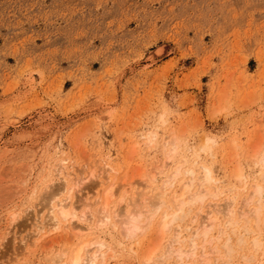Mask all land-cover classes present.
I'll list each match as a JSON object with an SVG mask.
<instances>
[{"label":"rangeland","instance_id":"374dc122","mask_svg":"<svg viewBox=\"0 0 264 264\" xmlns=\"http://www.w3.org/2000/svg\"><path fill=\"white\" fill-rule=\"evenodd\" d=\"M174 138L179 149L169 162L166 151ZM255 149L259 150L256 157L252 156ZM261 152L264 0H0V264H59L62 253L69 254L78 240L87 238L89 249L95 241L106 243L104 264H144L148 249L158 242L155 228H159L162 208L150 225L145 227L144 221L141 235L123 238L117 219L132 210L134 196L131 192L120 204L123 188L117 186L130 178L135 186L145 180L140 188L152 181L138 200L141 208L147 207L156 200V190L168 173L179 166L183 173L194 170L196 176L202 167L210 170L213 181L207 189L212 197L218 196L212 199L208 194L206 205L223 206L226 198H233V209H238L253 187L261 186L260 196H254L250 206L256 207L259 200V225H263L264 164L263 169L257 164ZM236 172L243 174L241 181L233 180ZM112 178L117 179L115 190H119L110 205L113 220L106 227H96L98 199L104 183ZM187 179L181 174L178 185L168 190L164 197L168 206H172L170 195ZM61 181L74 189L68 203L78 207L76 215L87 212L83 232L46 233L52 222H47L51 219L45 195ZM65 196L63 192L59 199ZM222 201L226 202L222 205ZM204 203L203 210L214 209L212 204L203 207ZM186 206L189 212L176 224L184 238L181 244L188 248L190 235L205 212L197 214L198 203ZM111 209L118 210V217ZM213 212L219 224L215 222L209 234L212 242L204 245L205 253L214 246L222 251L225 237L234 233L230 243H235L232 249L237 251L232 264H238L240 255H254L250 249L254 236L264 245V228L255 231L263 235L256 237L253 216L243 219L238 210L233 218L236 224L217 241V226L223 227L226 219L224 212ZM74 220L73 225L78 224ZM242 224L253 234L245 233ZM171 234L167 233V240ZM240 235L247 239L246 246L234 241ZM165 238L161 246L166 245ZM164 245L152 264L159 262ZM200 250L201 246L198 255ZM174 258L166 263L182 264ZM215 258L209 257L211 264H221ZM200 261L197 258L195 264H203Z\"/></svg>","mask_w":264,"mask_h":264},{"label":"bare ground","instance_id":"6f19581e","mask_svg":"<svg viewBox=\"0 0 264 264\" xmlns=\"http://www.w3.org/2000/svg\"><path fill=\"white\" fill-rule=\"evenodd\" d=\"M149 134V133H148ZM155 134V133H154ZM151 135V134H150ZM153 135V134H152ZM148 136V135H147ZM155 137V135H153V136H151L150 138H154ZM146 138V137H145ZM149 138V137H148ZM205 138H207V137H205ZM263 139V138H262ZM261 139V140H262ZM203 140V139H202ZM207 140H208V138H207ZM260 140V141H261ZM149 141H150V139H149ZM151 141H153L152 139H151ZM169 141H170V138H169ZM177 141V140H176ZM175 141V138L171 141L172 142V144H170V149H168L169 151H166V152H168V157H166V159H168V161L169 162H171L170 160H172L173 158H174V156H175V154H176V151L179 149V147L178 148H176V145H175V143L174 142H176ZM170 142V143H171ZM204 142V141H203ZM206 143V142H205ZM210 143V142H209ZM168 144V143H167ZM154 145V144H153ZM257 145V144H256ZM258 145H260V144H258ZM257 145V146H258ZM185 146V145H184ZM198 147V146H197ZM259 148L258 149H260V147H262V146H258ZM184 148V147H183ZM208 148V147H207ZM186 149V148H185ZM188 149V148H187ZM186 149V150H187ZM192 149V148H191ZM198 150H201V149H199V148H197ZM202 149H206V147H205V144H203V146H202ZM258 149H255V153H254V155H252V156H254V157H256L257 155V153L259 152V150ZM210 150V149H209ZM187 151H189V150H187ZM190 152V151H189ZM192 152V151H191ZM263 152V151H262ZM261 152V153H262ZM183 153V152H182ZM193 153V152H192ZM166 154V153H165ZM194 154V153H193ZM209 154V153H208ZM164 155V154H163ZM166 156V155H165ZM179 157H181V156H179ZM178 157V158H179ZM207 157H209V155L207 156ZM212 157V156H211ZM210 157V158H211ZM214 157V156H213ZM253 157V158H254ZM195 158V157H194ZM252 157H250V159H251ZM186 159V158H185ZM197 159V158H196ZM249 159V160H250ZM255 160H256V158H255ZM254 160V162L256 163V161ZM259 160V161H258ZM257 161V164H260V166L258 167V168H262V165L264 164V153H262V156H261V159L259 158ZM252 161V160H251ZM163 162H165V166H163L164 168H166L168 165V162H166V160H164ZM183 162H185L186 163V161H183ZM167 163V164H166ZM184 163V164H185ZM194 163V162H193ZM192 163V164H193ZM251 163H253V162H251ZM171 164V163H170ZM183 163H180L179 165H182ZM183 164V165H184ZM195 164V163H194ZM158 165H160V164H158ZM163 165H164V163H163ZM183 165H182V167H183ZM186 165V164H185ZM157 166V165H156ZM161 167V166H160ZM180 167L181 166H179V167H177L176 168V165H175V167L174 168H176V169H172L171 171V173L169 172L167 175V178L165 179V181H163V183H162V185L160 186V188L158 189V190H156L157 191V193H155V194H153V195H155L156 196V200L155 201H151L150 202V204L149 205H147V207L145 208L144 206L141 208L140 207V205L141 204H139L138 203V200L139 199H142L145 195H146V189L144 188V187H147V188H149L150 187V185H151V182L152 181H150L149 183L147 182V184L145 185V186H143V187H141L140 188V185L143 183V184H145V180L144 181H142V182H138V185H136L135 186V183H133V180H134V178H133V180H132V178H130L129 176V178L131 179H129L128 181L126 180V182H127V184L125 183V182H123L121 179H119V181L121 180L122 182H123V184H121L120 186L118 185L117 187L120 189V188H123L122 189V191H121V193H120V196H119V198H120V200L118 201V202H120V204H123V202L125 201V198L128 196V194H130L131 192L133 193V200L132 201H134V203L132 202H130L132 205H133V208H132V210L130 209L129 210V213L128 214H125V216H124V214L123 213H119V214H123V215H121L120 216V218H118L117 220H119L120 222H121V225H122V227H123V233H121V235H123L124 234V237L123 238H133V236L135 237V235L138 233V234H140V231H142L143 230V228H144V225H142L143 223H144V221L146 222L145 223V227L147 226V225H150V222H151V220H152V218H154V215L156 214V212L160 209V208H162V215H161V218L159 219L160 220V223L158 224L159 225V228H155V229H159L158 230V239L156 238V236H155V234H154V237L157 239H155L156 241H158L157 242V244H155V245H151V247L149 248V247H147V249H148V251H147V254L144 256V258H143V261L145 262V263H147V264H152L153 262V257L156 255V253H157V251L159 250V248L161 247L162 248V246L164 245H162L161 246V241L162 240H164V238L166 237V235H167V233H169V232H171L172 234H171V236L169 237V239L167 240V237L165 238L166 240H167V243H165L166 245H164V246H166V247H164V248H166L165 249V252H164V249H163V251L162 252H164L163 253V255L160 257V258H158V257H155L154 259L156 260V258H158L157 260H159V262L157 263V264H165L166 263V261L169 259V258H171V257H175V258H177L179 261H180V263H182V264H187V260L190 262V263H188V264H195V260H197V258H200L201 259V263H203V264H211V262H210V259H209V257L211 256V255H214L215 257L217 256V258H215L216 259V261L219 259V260H221V262L219 261V263H221V264H232V258H233V256H232V254H233V252L234 251H237V250H233L232 249V246L235 244L234 242V244L231 246V236H234V232H237V231H233L232 232V230L230 231V232H232V234L233 235H229L228 234V237L226 236L225 238H226V241L224 242V243H222L221 245V247H222V251L217 247V246H214L213 248H208V247H206V249H210V253H205V246H208V245H205V244H209L210 245V243L212 242V237H210L209 236V234L211 233V231L213 230V228H214V225H215V222H217L216 221V217H214V214H215V212L218 214V213H222V212H224V213H222V214H224V216H225V219H226V221H225V224L223 225V227L222 226H217V227H219V233H218V235H217V241H219V239L220 238H222V237H224L223 235L225 234V232H226V230L228 229V227L231 225V226H234L233 224L235 223V219H233L234 218V216H235V214H236V212H237V210L239 211L238 212V214H239V217H242L243 219L245 218V217H247L246 215H248L249 214V216L251 215V217H252V219L254 218V220H252L253 221V223H254V221H255V228H256V230H254V233H256L255 231H260V232H262V228H264V223H263V225H259V223H260V218H261V206H260V204H259V200H257L256 201V203H257V206L256 207H251L250 206V204L252 203V200L254 199L253 197L254 196H260V193H261V191H262V187L261 186H259V185H255L254 187H253V192H252V194L251 195H249L248 196V194L246 195V197L245 198H243V202H242V204H241V206L239 205V207H238V209L237 208H235V209H233V206H234V199L232 198V199H229L228 198V200H227V198H226V203L224 204L223 203V201L221 202V204L223 205V206H219V204H217V202L216 203H214L213 202V204H217V206H215V205H213L212 203H208L207 205L204 203V201H205V199L208 197V194H209V189H207V186L213 181V179H212V177H211V172H210V170L206 167H202V170H201V172L196 176L195 175V173L196 172H194V170H191V169H189V170H187L186 168V170L184 171V173H183V171H182V169L180 170ZM199 167V166H198ZM201 167V166H200ZM173 168V167H172ZM113 169V168H112ZM159 169V168H158ZM263 169V168H262ZM160 170V169H159ZM195 170H197L196 168H195ZM57 171H60V170H57ZM108 171V170H107ZM182 171V172H181ZM125 172V171H124ZM159 172V171H158ZM104 173V172H103ZM127 173V172H126ZM165 173V172H164ZM242 173V172H241ZM254 173V172H253ZM102 174V173H101ZM113 174V173H112ZM128 174V173H127ZM183 175V174H185V175H188L189 176V179H187L186 180V182H184L183 181V183H180L179 185V190H178V192L177 193H172V195L173 196H171L170 195V197L169 198H171L172 197V206L171 205H167L169 202L167 201V203H166V201L164 200V197H165V195L167 194V192H168V190L172 187L173 188V186L175 185V183H176V181H177V179H178V177L180 176V175ZM235 175L233 176V175H231L232 176V178L234 177H236L238 180H240L241 178H242V175L240 174V172H236V173H234ZM261 174V173H260ZM57 175V174H56ZM115 175V174H114ZM113 175V176H114ZM264 175V174H263ZM93 176V174H92V172L90 173V175H89V177L88 178H90V177H92ZM101 176V175H100ZM104 176H106V175H104ZM104 176H102L103 178H104ZM127 176V175H126ZM136 176H139V173L136 175ZM154 176H156V175H153V180H155V177ZM164 176V175H163ZM260 176V175H259ZM65 177V176H64ZM74 177V176H73ZM78 177V176H77ZM85 177H87V176H85ZM101 177V178H102ZM117 178H118V176H116ZM140 177V176H139ZM151 177H152V175H151ZM263 177V176H262ZM81 178V177H80ZM88 178H83V179H80L81 181H83V180H87ZM99 178V177H98ZM122 178V177H121ZM123 178H124V176H123ZM127 178V177H126ZM125 178V179H126ZM230 178V177H229ZM233 178V180L235 181V179ZM244 178V177H243ZM59 179V178H58ZM91 179V178H90ZM113 180H108L107 181V183H104V187L102 188V197H99L100 198V201H99V199H98V202H99V209H98V211L97 210H95V211H97L98 212V214H99V217H98V219H97V222H96V224L95 223H93V225L95 224V226L96 227H98V226H104V227H106L105 225L106 224H108V222L110 221V219L111 220H113L112 218H111V214H110V205H112L111 204V202L112 201H114V198L116 197L115 195H116V193H117V191L119 192V190H115V188H116V185L118 184L117 182H116V178H112ZM116 179V180H115ZM125 179H124V181H125ZM128 179V178H127ZM79 180V181H80ZM103 180V179H102ZM115 180V181H114ZM147 180V179H146ZM215 180V179H214ZM237 180V181H238ZM242 180V179H241ZM240 180V181H241ZM60 181V180H59ZM78 181V182H79ZM113 183H112V182ZM181 181V180H180ZM63 181H61V183H62ZM69 182V181H68ZM105 182V181H104ZM121 182V183H122ZM243 182V181H242ZM52 183V182H51ZM60 183V184H61ZM117 183V184H116ZM179 183V182H178ZM233 183V182H232ZM237 183H240V182H237ZM244 183V182H243ZM70 184H72V183H70ZM79 184H81L80 182H79ZM79 184L77 183L76 184V187H78L79 186ZM101 184V183H100ZM103 184V183H102ZM134 184V185H133ZM177 184V183H176ZM218 184V183H217ZM247 184V183H246ZM74 185H75V183H74ZM83 186L85 185V184H82ZM97 185V184H96ZM95 185V186H96ZM155 185V184H154ZM178 185V184H177ZM197 187H196V186ZM73 186V185H72ZM89 186H91L92 187V185H89ZM88 186V187H89ZM103 186V185H102ZM193 186H195V191H192V187ZM210 186V185H209ZM208 186V187H209ZM86 187V186H85ZM178 187V186H177ZM228 187V186H227ZM226 187V188H227ZM232 187V186H231ZM230 187V188H231ZM79 188V187H78ZM137 188H140L142 191H139ZM213 188V187H212ZM225 188V187H224ZM229 188V187H228ZM243 188V187H242ZM241 188V189H242ZM73 188L70 186V187H67V184H66V182L65 183H62L61 185H59L58 187H56V188H54V189H52L51 188V190H50V192H48L45 196H47V199H48V203L49 204H47V206L49 205V212L47 211L46 213H50V219L51 220H49V221H47V222H52V223H47L46 222V225H43V226H48V224H49V226L46 228L47 229V231H46V233L48 234V233H51V232H56V231H61L62 229H75L76 231H77V233H79V232H83V231H85L84 229H86V225H83L84 224V222L82 223V220H86L88 217H87V212L86 211H83L82 212V214H81V212L78 214V215H76V209L78 208L77 206H74L73 205V203H68V201H69V199L71 198V196H70V193H71V190H72ZM218 189V188H217ZM240 189V190H241ZM49 190V189H48ZM74 190V189H73ZM144 190V191H143ZM215 190V189H214ZM224 190V189H223ZM230 190V189H229ZM239 190V189H238ZM78 191V190H77ZM76 191V192H77ZM146 191V192H145ZM149 191H150V189H149ZM63 192H65V194H66V196H65V198L64 199H59V195L60 194H62ZM98 192V191H97ZM100 192H101V188H100ZM173 192V191H172ZM213 192V191H212ZM86 193V192H85ZM171 193V192H170ZM217 192H215L214 194H216ZM222 193V192H221ZM98 194H100V193H98ZM214 194H212V195H214ZM84 195V194H83ZM132 195V194H131ZM244 195V194H243ZM80 196H82V195H80ZM149 196V195H148ZM151 196V195H150ZM149 196V197H150ZM211 196V193L209 194V197ZM217 196L218 195H214V197H212L211 196V198L213 199H215V197L217 198ZM227 196V195H226ZM233 196V195H232ZM141 197V198H140ZM166 197H168V196H166ZM45 198V197H44ZM187 198V199H186ZM131 199H132V197H131ZM166 199V198H165ZM221 199V198H220ZM242 199V198H241ZM240 199V200H241ZM46 200V199H45ZM170 200V199H169ZM127 201H129V200H127ZM144 201H146V200H144ZM148 201V200H147ZM237 201V200H236ZM85 202H87V200L85 201ZM90 202V201H89ZM80 203V202H79ZM82 203V202H81ZM88 203V202H87ZM93 203V202H92ZM92 203H90V205L92 204ZM113 203V202H112ZM126 203V202H125ZM128 203V202H127ZM129 203V204H130ZM141 203H142V201H141ZM149 203V202H148ZM147 203V204H148ZM196 203H198V204H200V208H197L199 211H198V213L197 214H201L202 213V210H203V208H202V204L204 203V206L203 207H205V208H208V207H210V205L212 204V206L211 207H213L214 209H204L203 211L205 212L204 213V215H200V217H201V221H200V225H198V227L195 229V230H193V232L191 233V235H190V239H189V243H188V245L189 246H187L188 248H186V247H184L183 246V244H181L182 242L181 241H183L184 240V238H183V240L181 239V232H180V227H179V225L178 224H176V222L178 221H181V220H183L184 219V215L185 214H187L189 211H186L187 210V206L186 205H188V206H190L191 204L193 205V204H196ZM236 203V202H235ZM84 204V203H83ZM118 204V203H117ZM130 204V205H131ZM190 204V205H189ZM88 205H89V203H88ZM93 205V204H92ZM91 205V206H92ZM124 205H126V204H124ZM123 205V206H124ZM207 207H206V206ZM209 205V206H208ZM98 206H96L97 208H98ZM118 206V205H117ZM121 206V205H120ZM123 206H122V209H123ZM127 206V205H126ZM199 206V205H198ZM250 206V207H249ZM84 207H86L85 205H84ZM132 206H130V208H131ZM185 207H186V210H185ZM218 207V208H217ZM222 207L223 209H220V208ZM86 208H88V207H86ZM117 207H115V209H116ZM120 208V207H119ZM164 208V209H163ZM165 208H167L166 209V211H165ZM113 209V208H112ZM111 209V210H112ZM121 209V208H120ZM168 209H170V210H172L171 211V213H169V212H167V210ZM237 209V210H236ZM84 210H86V209H84ZM94 210V209H93ZM161 210V209H160ZM188 210H190V209H188ZM205 210H207V211H205ZM214 211L213 213V217L215 218H212V211ZM220 210H223V211H220ZM82 211V210H81ZM88 211V210H87ZM92 211V210H91ZM94 211V212H95ZM118 210H112V212H117ZM131 211V212H130ZM111 212V213H112ZM118 213V212H117ZM116 213V214H117ZM195 213V214H196ZM116 214H114L113 213V215H114V217H118V214L116 215ZM160 214V213H159ZM196 214V215H197ZM96 215H97V213H96ZM112 215V216H113ZM157 215V214H156ZM195 215V216H196ZM47 216V215H46ZM49 216V215H48ZM78 216V217H77ZM98 216V215H97ZM159 217H160V215H158ZM195 216H193L194 217V221H196L195 219ZM248 216V217H249ZM91 217V216H90ZM193 217H192V219H193ZM197 217V216H196ZM222 217V216H221ZM220 217V218H221ZM238 217V216H237ZM187 218V217H186ZM250 218V217H249ZM48 219H49V217H48ZM47 219V220H48ZM77 220V222H78V224H75V225H73V221L72 220ZM222 219V218H221ZM239 219V218H238ZM243 219H242V222H244L243 221ZM74 220V221H75ZM91 220V219H90ZM89 220V221H90ZM155 220H157V219H155ZM193 221V220H192ZM224 221V220H223ZM73 222V223H72ZM95 222V221H94ZM153 222V221H152ZM248 222V221H247ZM114 223V222H113ZM158 223V222H157ZM156 223V224H157ZM175 223V225H173ZM218 223V222H217ZM253 223H251V224H253ZM219 224V223H218ZM236 224V223H235ZM247 224V223H246ZM109 225V224H108ZM116 225V224H115ZM249 225V224H248ZM254 225V224H253ZM43 226L41 227V230H42V228H43ZM110 226H113V228H114V225L112 224V225H110ZM153 226V225H152ZM230 226V227H231ZM241 226V225H240ZM240 226H239V228H240ZM244 225L242 224V227H243ZM252 226V225H251ZM118 227V226H117ZM155 227H157V226H155ZM89 228V227H88ZM102 228V227H101ZM115 228H116V226H115ZM187 228V227H186ZM191 228V227H190ZM238 228V229H239ZM90 229V228H89ZM148 229H151V228H148ZM154 229V228H153ZM184 229V228H183ZM234 229V228H233ZM241 229H243V231L245 232V233H247L248 232V234H249V232L251 231H253L252 229H249L248 230V228H247V225H245L243 228H241ZM43 230H44V228H43ZM92 230V229H91ZM96 230V229H95ZM187 230H188V228H187ZM240 230V229H239ZM67 231V230H66ZM70 231V230H69ZM74 231V230H73ZM75 231V232H76ZM88 231V230H87ZM119 231H120V229H119ZM144 231V230H143ZM152 231V230H151ZM150 231V232H151ZM154 231V230H153ZM40 232V231H39ZM149 232V231H148ZM259 232V233H260ZM264 232V231H263ZM45 233V232H44ZM141 233H144V232H141ZM152 233V232H151ZM157 233V232H156ZM238 233V232H237ZM236 233V234H237ZM241 233V232H240ZM36 234H38V232L36 233ZM47 234H45V235H47ZM52 234V233H51ZM70 234V233H69ZM71 234H72V231H71ZM84 234V233H83ZM247 234V235H248ZM250 234H253V232L252 233H250ZM257 234V233H256ZM79 235V234H78ZM115 235V234H114ZM141 235V234H140ZM215 235V236H216ZM243 235H244V233H243ZM259 235H261V234H259ZM258 234H257V236L256 237H258L259 236ZM42 236V235H41ZM73 236V235H72ZM71 236V237H72ZM168 236V235H167ZM222 236V237H221ZM237 236V235H236ZM261 236H263V235H261ZM260 236V237H261ZM70 237V236H69ZM70 237V238H71ZM121 237V236H120ZM247 237V236H246ZM255 237V236H254ZM251 238L252 239V241H251V247H250V249H251V252H253V254L254 255H251V257H247V256H241V258H240V256H238L239 257V262H238V264H253V261H254V263L255 264H264V248H262V247H264V245L262 246V242H260V241H258V239L257 238ZM259 237V238H260ZM72 239H73V237H72ZM88 239V238H87ZM87 239H85V240H82V241H79L78 240V243L76 242V244L75 245H73L72 246V250L70 251V253H69V251H68V253L69 254H66V253H62V258H60L61 260L59 261V264H104L105 262H106V259H107V256H108V253L107 252H104L103 251V249H104V247L106 246V243H104V242H102V241H95L94 243H92V245L94 246V248H90L89 249V247H91L89 244H91L90 242H89V244H88V242L86 241ZM133 239H135V238H133ZM199 239H200V241H202V243H199ZM211 239V240H210ZM249 239H250V237H249ZM95 240V239H94ZM93 240V241H94ZM132 240V239H131ZM155 240H153V241H155ZM188 240V239H187ZM214 240H216V239H214ZM225 240V239H224ZM238 240V243L239 244H243L244 243V245H242V246H246V240H245V237H243L242 235H240L239 236V238L238 239H236V240H234V241H237ZM260 240H261V238H260ZM73 242V241H72ZM185 242V241H184ZM216 242V241H215ZM248 242V241H247ZM32 243H34V242H32ZM71 243V242H70ZM119 243V242H118ZM138 244H139V242H138ZM200 244V245H199ZM118 245V244H117ZM131 245V244H130ZM136 245V244H135ZM205 245V246H204ZM214 245V244H213ZM238 245V244H237ZM236 245V246H237ZM199 246H201V250H200V255H198L197 254V252H198V248H199ZM67 247H68V245H67ZM70 247V246H69ZM118 247H119V245H118ZM117 247V248H118ZM236 248H238V247H236ZM240 248V247H239ZM119 249V248H118ZM146 250V249H145ZM65 251V250H64ZM122 251V250H121ZM143 251V250H142ZM160 251V250H159ZM133 252V251H132ZM114 253V252H113ZM134 253V252H133ZM160 253V252H159ZM112 254V253H111ZM142 254V253H141ZM249 254H250V252H249ZM110 255V254H109ZM113 255V254H112ZM159 255V254H158ZM237 255V254H236ZM235 255V256H236ZM246 255H247V253H246ZM255 255H259V258H256L255 257ZM136 256V255H135ZM138 256V255H137ZM220 256H222V259H221V257ZM258 257V256H257ZM174 258V259H175ZM127 259V258H126ZM141 260H142V256H141V258H140ZM59 260V259H58ZM212 261H214V260H212ZM234 261V260H233ZM108 262V261H107ZM152 262V263H151ZM198 262V261H197ZM215 262V261H214ZM144 263V264H145ZM213 263V262H212ZM237 263V262H236ZM235 262H234V264H236ZM166 264H169V263H166ZM198 264V263H197Z\"/></svg>","mask_w":264,"mask_h":264}]
</instances>
